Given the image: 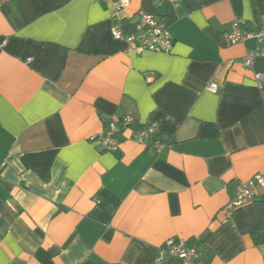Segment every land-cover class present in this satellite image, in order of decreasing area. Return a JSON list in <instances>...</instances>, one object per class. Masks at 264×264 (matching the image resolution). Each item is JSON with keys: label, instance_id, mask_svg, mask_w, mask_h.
<instances>
[{"label": "crops", "instance_id": "crops-1", "mask_svg": "<svg viewBox=\"0 0 264 264\" xmlns=\"http://www.w3.org/2000/svg\"><path fill=\"white\" fill-rule=\"evenodd\" d=\"M128 2L0 0V264H154L169 239L203 264H264L228 209L264 176V61L244 68L254 42H225L235 20L262 28L264 0ZM143 13L168 25L169 53L111 36ZM127 115L171 147L124 131L102 152L103 118Z\"/></svg>", "mask_w": 264, "mask_h": 264}, {"label": "built area", "instance_id": "built-area-1", "mask_svg": "<svg viewBox=\"0 0 264 264\" xmlns=\"http://www.w3.org/2000/svg\"><path fill=\"white\" fill-rule=\"evenodd\" d=\"M107 4L114 15L128 8V0H97ZM180 0H173L178 2ZM161 3V0H156ZM137 21L114 26L111 29V36L115 40L124 41L127 44V53L140 54L143 51L151 53H169L172 48L173 39L171 37L168 25L158 16L150 13L139 15ZM261 29L250 30L239 21L231 23L230 31L225 35V42L229 45L243 44L247 40L254 42V46L245 53L242 61L244 68L252 66L256 58L264 61V24ZM253 81L258 88H264V73H253ZM207 90L216 93V85L210 83ZM104 128L102 134L97 137L99 148L102 152L118 153L121 144L126 138L124 131H131L129 137L134 142L150 147L156 151L170 148V144L163 143L156 136L157 124L154 121H148L143 127L135 131L134 117L127 115L120 119L103 118ZM237 198L232 202L228 209L235 210L241 208L253 201L260 193L264 192V176L257 174L249 181L237 186ZM203 252L196 248H188L183 242L169 239L164 242L163 247L158 249V254L154 264H161L167 260L180 261L182 263L191 262L193 264H203Z\"/></svg>", "mask_w": 264, "mask_h": 264}, {"label": "trees", "instance_id": "trees-1", "mask_svg": "<svg viewBox=\"0 0 264 264\" xmlns=\"http://www.w3.org/2000/svg\"><path fill=\"white\" fill-rule=\"evenodd\" d=\"M194 7L200 8L219 0H191ZM162 19V18H161ZM164 19V18H163ZM234 223L242 235L248 236L253 246L264 244V192L253 201L232 213Z\"/></svg>", "mask_w": 264, "mask_h": 264}]
</instances>
